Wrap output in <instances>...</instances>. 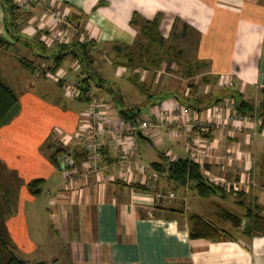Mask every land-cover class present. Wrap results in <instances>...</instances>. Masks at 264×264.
I'll return each instance as SVG.
<instances>
[{"label":"crops","instance_id":"obj_1","mask_svg":"<svg viewBox=\"0 0 264 264\" xmlns=\"http://www.w3.org/2000/svg\"><path fill=\"white\" fill-rule=\"evenodd\" d=\"M46 3L65 12L77 26L80 36H75L72 42H91L90 69L94 79H89L90 92L107 103L110 113L118 115V109L134 108L139 111L138 116L145 117L162 105L173 111L187 107L207 119L209 108L221 106L229 94L239 95L251 104L254 113L264 102V0H46ZM25 4L0 0V80L15 94L24 95L20 98L16 95L17 105L10 119L0 127V155L7 154L12 161L19 153V142L34 153L52 140V146L58 143L57 150L74 158L80 172L86 155L83 123L81 118L78 120V112L85 109L88 99L65 97L68 104L62 101V106L50 100L49 94L58 96L59 91L62 95L63 81L79 83L88 74L69 55L57 69L62 71L61 81L46 85L49 81L43 75L51 66L49 59L59 48L47 50L42 43L52 30L59 29V24L47 19L41 21L42 8L33 5L27 11ZM11 5L16 8L15 14L21 16L22 24L19 18L13 23V14L5 11L4 7ZM134 14L139 17V23L158 20L160 36L173 49H155L157 57L168 52V58L176 57L183 64L198 67L196 71H202L205 77L202 87L188 89L191 77L185 76L186 70L183 78L173 75L167 78L159 72L154 76L155 72L138 68L136 63L125 67L106 62L101 67V77L98 76L99 71L93 68V56L116 59L133 49L136 62L145 61L144 57L150 55L151 49L149 53H141L134 48L145 44L130 24ZM174 45L190 47L191 58L183 59L185 52L181 48L173 56ZM48 51L54 55L43 54ZM160 76L164 83L157 86ZM96 79L103 82L102 88L95 86ZM226 79L232 82L231 89L223 86ZM227 123L228 127L232 126V119ZM49 126L58 127L60 132L48 135ZM257 128L255 137L241 131L228 134L220 130L205 137L201 171L222 179L237 191L217 186L204 197L198 196L191 184L185 188L168 176L167 163L189 158L188 137L183 131L175 136L160 128L154 141L138 136L139 158L132 166V182H126L114 169H109L104 173L109 177L104 184L97 183L91 175L80 180L74 177L72 184H67L59 161V167H55L48 155L37 152L36 164H46L50 173L59 172V183L53 186L56 197L50 200L46 212L57 226L61 244L68 245L63 252L70 263L264 264V235L248 238L240 232L241 228L228 232L234 229L225 218L232 215L245 222L242 218L255 203L264 215L263 118ZM101 153L105 162L115 160V154L105 142ZM141 166L147 171L141 173ZM146 181L160 191L180 189V195L175 200L156 204L152 192L143 186ZM249 188L253 191L250 197ZM191 216L229 233L230 237L190 238Z\"/></svg>","mask_w":264,"mask_h":264},{"label":"built area","instance_id":"obj_2","mask_svg":"<svg viewBox=\"0 0 264 264\" xmlns=\"http://www.w3.org/2000/svg\"><path fill=\"white\" fill-rule=\"evenodd\" d=\"M22 2L26 3L24 9L27 11L32 10L33 5L38 8L41 7V21L45 22V19H47L59 24L58 30H52L43 39V44L46 47H52L55 44L67 45L72 42L75 36H80L77 26L72 23L68 15L65 12L61 13L59 10L54 9L53 6L46 3V0H15L17 4H22ZM18 22L22 23L21 16ZM43 76L45 80L54 83H59L63 78L62 71L60 70L53 72L46 71ZM223 86L231 89L233 84L229 79H226ZM62 91L64 97L68 99H88L81 117V123H83L81 130L84 133L83 149L86 155L82 164V170L78 171L75 167L76 162L74 158L68 153H62L58 160L62 165L63 177L67 184H72L74 177L80 180L89 175L97 183L104 184L109 180V177H105L104 174L109 169H114L117 176L126 182H132L134 177L132 166L137 163L139 158L136 146L137 137L141 136L154 141L158 137L160 128L175 136L180 135L182 131L187 134L188 159L201 166L204 156L202 154V144L206 136L214 133L216 130H220L228 134L241 131L255 137L258 124L262 121V118L257 113L251 116L239 113L235 109L233 100L230 98L224 99L221 106H211L209 108L210 117L207 119L200 118L198 113L187 107L173 111L161 105L155 107L149 116H137L133 120H125L114 112L110 113L109 108L90 91L83 93L79 83L63 81ZM228 119H232L233 121L230 127H228ZM104 142L107 143L108 147L115 154V160L111 163L105 162L102 158L101 149ZM233 155L231 153L230 158H233ZM146 171V167H140L141 173ZM200 174L203 181L208 185L222 187L226 191L231 188L234 192L237 191V189H234L222 179L213 178L206 172L201 171V167ZM189 184L195 185L194 183L186 182L183 187L187 188ZM143 186L152 192V199L156 204L162 200H175L180 195V189L160 191L149 181H146Z\"/></svg>","mask_w":264,"mask_h":264},{"label":"rangeland","instance_id":"obj_3","mask_svg":"<svg viewBox=\"0 0 264 264\" xmlns=\"http://www.w3.org/2000/svg\"><path fill=\"white\" fill-rule=\"evenodd\" d=\"M179 48L185 52V56L182 54L183 59L191 58L189 54L191 48L181 45H174L173 56H176L175 53H177L176 51ZM151 50L150 55L145 54V61H142L141 59L135 62L136 64H139L137 65L138 68L150 70L151 74L155 72L153 73L154 76L159 72L162 77L166 76L168 78L170 75H173L183 78L182 75L186 70L183 62L178 61L176 57L168 58L167 56L160 55L162 58L159 61L162 63L160 64L158 62L159 64L157 63V65L154 66L153 64H155V62L150 60L157 57L156 54L158 51L155 49ZM49 52L52 51H48L43 54L46 56L49 55V57L54 55ZM167 54L169 53L167 52ZM99 56L100 55L93 56L95 61L93 68L96 72L99 71L98 76L101 75V67L103 65L105 66L106 62L111 63L112 65L117 64V66L124 65L126 67L125 60L115 59L114 57L102 58ZM147 59L150 60L146 61ZM49 60L51 61V59ZM125 67L123 70H127ZM161 76L157 78V86H162L164 83ZM110 78L114 79L113 77ZM204 79L205 77L203 72L199 70L196 71V69H194L193 77H191V79L187 82L188 89L190 90L191 88L202 87ZM53 83L54 82L49 81V84L46 83V85H53ZM134 91L137 93L136 90ZM58 94V96L49 94L51 98L50 100L55 102L57 105L63 106L64 103H62V101L66 102L67 100L63 93L61 95L58 91ZM16 95L19 96V98L20 96L24 97L22 93H16ZM102 102L105 103L104 101ZM66 104L68 103L66 102ZM105 105H107V103H105ZM83 110L84 108L78 112V120L82 117ZM40 117H42V115ZM50 129L51 130L48 133L50 136L55 131L58 133L60 132L58 127H50ZM51 141L50 143H44L43 147L39 150H36V144L35 146L33 145V149L36 150L34 153L30 152L28 149H24V144L19 142L17 148H19V153H21V155L17 153L16 158L12 159V161L9 159L7 154L0 155V184L2 186L1 188H3L2 190L0 189V214L2 215L0 219L3 221L2 228L9 243L21 255L31 256L33 262H42L44 264H71L68 255L63 252L68 245H66V243L64 245L61 244V240L58 237L59 234H56L57 226L51 222L50 215L46 212V208L50 200H54L56 197L55 192L53 191V186L59 183V172L56 170L57 172L50 173L51 171H49V168L45 166L46 164L39 165V162L36 164V157L38 158V155L36 154L37 152L38 154L44 152L46 155L50 156L53 151L57 150L59 144L57 143L55 146H52ZM37 178H40L43 181L39 186V188H41L40 193L31 195L28 192L26 185L30 181ZM8 188L11 189L12 199L6 203L9 195L6 197L4 195L5 189ZM174 190H177V188ZM247 193H249L247 195L250 197L253 193L252 189L249 188ZM256 207L260 209L256 203L250 208ZM243 210L245 209L243 208ZM242 219L246 222L245 216ZM245 222H242L241 224H245ZM228 232H237V230L234 229ZM28 252L34 253L29 254Z\"/></svg>","mask_w":264,"mask_h":264},{"label":"trees","instance_id":"obj_4","mask_svg":"<svg viewBox=\"0 0 264 264\" xmlns=\"http://www.w3.org/2000/svg\"><path fill=\"white\" fill-rule=\"evenodd\" d=\"M6 12H10L13 14V23L19 18L18 14H15V6H7L4 7ZM14 11V13H13ZM138 16L134 14L132 16L130 24L137 29L138 35L141 39L144 40L145 44H140L134 48H137L141 53H148L150 49H157V50H165V49H173L172 45L167 44L158 32V20L153 19L152 21H143L141 23L138 22ZM22 24V23H21ZM2 43V41H0ZM42 46L45 49H51L54 46L58 47L59 49L55 52L54 57L51 60V66L47 69V71H55L60 67L62 60L71 55L76 60L78 65L81 68V71L85 74H88L87 77L83 78L79 85L83 90V93H88L91 89V85L89 83V79H94V74L92 72L91 65L92 60L89 55V48L91 47V42H71L70 44H55L52 47H46L43 43ZM121 48L118 49V53ZM135 50V49H134ZM121 52V51H120ZM134 51L129 50L125 56L118 55V59L125 58L126 62L125 65H129L133 67L135 64V55ZM167 55V54H166ZM164 55V56H166ZM168 57V55H167ZM162 56L157 57L152 62L154 66L157 65L159 60ZM24 66H28L26 62H21ZM158 63V64H159ZM186 67V77H192L194 75V65L189 63H184ZM29 66H31L29 64ZM157 67V66H156ZM101 80H95V86L102 88ZM231 100H233L235 109L243 114V115H252L254 114V107L247 103L246 101L242 100L239 95L229 94L227 95ZM83 100V99H80ZM219 101V100H218ZM216 101V102H218ZM17 105V97L13 90L4 84L0 80V127L4 125L11 117L15 107ZM132 110H135L133 112ZM138 110L132 109H118V115L125 119V120H133L135 117L138 116ZM257 114L259 117L263 118L264 121V102L261 103L257 109ZM60 150L53 151L52 154L49 156V160L55 167H59L58 160L61 155ZM156 165H154L155 167ZM167 172L170 179L175 181L178 185H184L186 182L194 183L192 188L195 190L196 194L200 197L207 196L210 193H213L214 186L208 185L202 179L200 174V166L198 163L190 161L187 159H176L167 163ZM41 179H34L27 183L26 188L31 195L39 194L40 189L39 186L41 185ZM0 184V189L2 190ZM134 188L141 189L138 186H134ZM9 195V198L6 200V203L12 199L11 189H5V197ZM0 214V218H1ZM226 220L231 223L233 228H241V233L251 238L253 236H262L264 235V215L261 214V209L256 208H249L246 212L245 219L246 222L241 225V219L234 217L232 215H226ZM191 224V230L189 232V237L192 239H228L230 235L218 228L212 226L211 224L205 222L201 218L197 216H191L189 219ZM3 221L0 219V264H44L42 262H33L31 256H23L18 253L9 243L8 238L5 236L3 230Z\"/></svg>","mask_w":264,"mask_h":264},{"label":"bare ground","instance_id":"obj_5","mask_svg":"<svg viewBox=\"0 0 264 264\" xmlns=\"http://www.w3.org/2000/svg\"><path fill=\"white\" fill-rule=\"evenodd\" d=\"M257 134V133H256Z\"/></svg>","mask_w":264,"mask_h":264}]
</instances>
